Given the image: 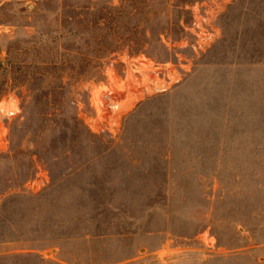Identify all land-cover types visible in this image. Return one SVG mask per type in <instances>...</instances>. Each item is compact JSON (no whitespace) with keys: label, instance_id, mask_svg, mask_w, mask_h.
Instances as JSON below:
<instances>
[{"label":"rangeland","instance_id":"obj_1","mask_svg":"<svg viewBox=\"0 0 264 264\" xmlns=\"http://www.w3.org/2000/svg\"><path fill=\"white\" fill-rule=\"evenodd\" d=\"M9 98L0 264H264V0H0Z\"/></svg>","mask_w":264,"mask_h":264},{"label":"built area","instance_id":"obj_2","mask_svg":"<svg viewBox=\"0 0 264 264\" xmlns=\"http://www.w3.org/2000/svg\"><path fill=\"white\" fill-rule=\"evenodd\" d=\"M111 95L112 92H109V96ZM21 115V104L17 99L9 98L0 103V151L4 150L9 143L12 122L19 119Z\"/></svg>","mask_w":264,"mask_h":264}]
</instances>
